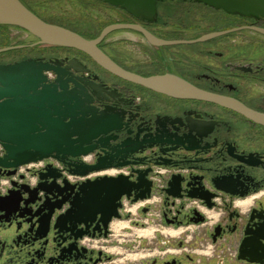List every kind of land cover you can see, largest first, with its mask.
<instances>
[{
	"label": "flooded vegetation",
	"instance_id": "obj_1",
	"mask_svg": "<svg viewBox=\"0 0 264 264\" xmlns=\"http://www.w3.org/2000/svg\"><path fill=\"white\" fill-rule=\"evenodd\" d=\"M169 2L210 8L194 0ZM157 5L153 21L111 7L131 19L116 23L139 25L162 41L176 43L156 46L137 31L118 30L101 41L100 49L130 73L174 76L264 115V34L256 30H264V18L210 8L221 14L208 21L206 32L196 35L201 29L198 21L159 20L162 10ZM122 31L136 37L115 42L124 49L130 45L129 51L133 47L142 49L140 54L145 59L133 52L126 56L124 50L117 55L104 51L102 46L109 36ZM223 31L228 33L199 41L206 34ZM239 33L245 38H232ZM36 42L24 48L40 47ZM67 50L70 53L63 56L9 62L59 60L63 66L75 62L73 67L78 72L74 75L84 84L94 81L96 85L99 100H94L91 109L100 111L104 119L115 120L118 128L100 136L99 143L93 141L78 149L82 154L76 157L55 154L30 163L36 167L19 166L11 176H7L9 170L0 167V264H110V246L122 249L117 254L125 256L144 254L132 264H185L194 257L189 252L182 254V250L198 234L209 240L210 246H201L203 249L222 252L217 264H264V126L216 103L177 99L127 82L109 74L85 54ZM95 165L98 169L89 171ZM46 170L55 177L51 186L52 180L40 179ZM118 176L135 184L129 187V195L111 201L113 192L104 190L100 195V187L84 189L83 195L77 193V188L88 181ZM177 178L179 195H169L167 190ZM56 184L60 185L57 191L53 188ZM40 185L49 193L40 192V201L33 196L35 204L26 206L22 201L17 205L6 199L10 191ZM204 192L211 194V206L198 197ZM42 204L47 210L60 209L50 220L45 211L33 216ZM73 206L76 211L71 210ZM118 223L127 226L116 234L112 226ZM146 230H152L153 236L137 235ZM172 232L179 234L170 235ZM255 234L263 238L252 242L250 249L242 247ZM172 236L179 239L175 245L170 244ZM181 236L187 240H181ZM176 247L181 250H174ZM191 252L200 255L206 251Z\"/></svg>",
	"mask_w": 264,
	"mask_h": 264
},
{
	"label": "water",
	"instance_id": "obj_2",
	"mask_svg": "<svg viewBox=\"0 0 264 264\" xmlns=\"http://www.w3.org/2000/svg\"><path fill=\"white\" fill-rule=\"evenodd\" d=\"M113 7L121 8L133 17L146 21H153L157 16L156 5L164 0H99ZM185 1V0H181ZM216 10H222L230 15L249 18H264V0H194ZM0 25L18 28L34 37L39 46H52L76 50L89 57L96 65L109 74L130 83L138 84L157 93L177 99H191L216 103L232 109L264 126V115L257 114L245 108L238 101L209 93L174 76L141 77L130 73L112 61L99 47L101 41L110 33L118 30H134L142 34L146 40L156 46L170 45L176 42L162 41L139 25L116 23L104 27L94 39H86L80 34L65 27L45 22L20 0H0ZM264 34V30L256 29ZM228 31L209 33L202 36L199 41H206L222 36ZM21 46L20 48H24ZM32 47V46H30ZM15 47H8L1 52L11 51ZM69 62L66 66L59 60L44 61L42 59L24 60L12 64H0V167L6 170L7 176L14 175L15 169L32 162L47 159L55 154H65L76 157L82 153L77 150L88 146L93 141L99 143L100 136L116 131V121L112 118L100 117V111L94 112L92 103L99 100L96 94L94 81L83 83L82 78L74 75L78 72ZM98 81V77L95 78ZM89 171L98 169V166L89 167ZM43 174L42 181L52 180L55 177ZM142 177L139 180L142 181ZM173 187L168 189L169 195H179V182L174 180ZM67 185V183H64ZM127 177L100 178L88 181L83 187L77 188V193L82 194L84 189L99 188L100 195L104 190L113 192L111 201L117 200L123 194L130 193L129 187L133 186ZM140 184H137L138 186ZM15 187L16 184L14 185ZM60 187L56 184V191ZM66 187H61L64 190ZM23 191V192H22ZM49 193L46 188L37 186L29 189L23 186L20 191H10L6 199L13 204H35L40 201L39 193ZM24 194L28 199H23ZM36 197V201L31 200ZM196 197L197 194H191ZM142 198L145 196H141ZM206 200L209 206L211 194L204 192L198 195ZM34 201V202H33ZM60 209L54 207L47 210L45 204L33 216H38L39 211L49 220ZM76 211V207L71 208ZM115 217H118L116 214ZM242 247L250 249L252 242L261 240L263 236L254 235Z\"/></svg>",
	"mask_w": 264,
	"mask_h": 264
},
{
	"label": "rangeland",
	"instance_id": "obj_3",
	"mask_svg": "<svg viewBox=\"0 0 264 264\" xmlns=\"http://www.w3.org/2000/svg\"><path fill=\"white\" fill-rule=\"evenodd\" d=\"M26 5H28L37 15H39L42 19L51 24L64 26L76 33L81 34L85 38L93 39L100 34V31L107 26L108 24L116 23V22H128L131 19L124 15L121 11L119 12L117 9H114L110 5L97 1V0H23ZM171 0H165L158 3V8L161 9V17L159 20L163 21H174V20H190V21H198L196 22L201 26V29L196 32V35H200L206 32V28L209 25L208 21H213L215 19V15L221 14L217 11H214L210 8H205L203 6H199L196 4H186V3H178V2H169ZM167 11V12H166ZM189 15V16H188ZM191 16V17H190ZM136 35L131 32H117L109 36V38L103 43L104 51L108 53L114 54H122L123 51L126 56H129L130 52H133V55L145 59L143 55L140 53L143 52L142 49L132 48L130 50V45H127L125 49L121 46L120 43H116V40H121L122 38L125 40L133 39ZM244 37L241 33L235 34L234 37ZM37 40L32 37L27 32L20 30L18 28H14L11 26H0V49L4 47H13V46H21V45H30ZM126 45V44H124ZM48 46H40L37 48H17L11 50L7 53L0 54V63H6L9 61L32 58V57H54V56H63L70 53L69 50H65L60 47H52ZM129 51V52H128ZM147 51H145L146 53ZM72 53V52H71ZM114 225L112 226V228ZM114 232L118 234V232L113 228ZM171 237V236H170ZM176 236H172L169 239L170 244H176L178 242V238H174ZM128 238V237H127ZM181 240H187V237L181 236ZM156 241V239H153ZM208 238L198 234L197 237H193L191 241H189L187 247L185 246L184 250H182V254L189 252V254L194 257V261L187 262L185 264H217V257L222 256V252H212V250L203 249L201 246H210ZM114 244L115 240H114ZM186 245V244H185ZM114 246H110L108 253L112 258V262L110 264H118L117 260H121L119 264H132V261H139V258L144 257V254L139 255H131L127 254H117L123 252L120 248H113ZM201 247V248H200ZM204 250L206 252L197 255L191 251L194 250ZM129 250V249H127ZM179 251L178 247L174 249ZM218 251V250H216ZM131 252V251H128ZM116 253V254H112ZM137 253V252H135ZM216 259V260H215ZM114 261V262H113Z\"/></svg>",
	"mask_w": 264,
	"mask_h": 264
},
{
	"label": "bare ground",
	"instance_id": "obj_4",
	"mask_svg": "<svg viewBox=\"0 0 264 264\" xmlns=\"http://www.w3.org/2000/svg\"><path fill=\"white\" fill-rule=\"evenodd\" d=\"M125 226H127L126 223H118V224H115L113 228L116 231H119V229H121V228H123ZM152 232H153L152 230L138 231L137 235H139L141 237H145V238H147V237L150 238L151 236H153ZM178 234H179V232H172L170 235H178Z\"/></svg>",
	"mask_w": 264,
	"mask_h": 264
},
{
	"label": "trees",
	"instance_id": "obj_5",
	"mask_svg": "<svg viewBox=\"0 0 264 264\" xmlns=\"http://www.w3.org/2000/svg\"><path fill=\"white\" fill-rule=\"evenodd\" d=\"M21 1V3L24 5V6H26L30 11H32L34 14H36L28 5H26V3L23 1V0H20ZM97 1H99V0H97ZM37 15V14H36ZM38 17H40L39 15H37ZM41 18V17H40ZM42 19V18H41ZM42 20H44V19H42ZM45 21V20H44ZM45 22H47V21H45ZM48 23H50V22H48ZM0 26H2V25H0ZM62 27H64V26H62ZM66 28V27H65ZM68 29V28H67ZM79 34V33H78ZM81 35V34H80ZM82 36V35H81ZM84 37V36H83ZM97 37V36H96ZM95 37V38H96ZM85 38V37H84ZM86 39H89V38H86ZM94 39V38H93Z\"/></svg>",
	"mask_w": 264,
	"mask_h": 264
},
{
	"label": "built area",
	"instance_id": "obj_6",
	"mask_svg": "<svg viewBox=\"0 0 264 264\" xmlns=\"http://www.w3.org/2000/svg\"><path fill=\"white\" fill-rule=\"evenodd\" d=\"M25 167H28V168H30V167H36V165L35 164H30V165H27V166H25ZM24 167L23 168H21L20 170L21 171H24Z\"/></svg>",
	"mask_w": 264,
	"mask_h": 264
},
{
	"label": "crops",
	"instance_id": "obj_7",
	"mask_svg": "<svg viewBox=\"0 0 264 264\" xmlns=\"http://www.w3.org/2000/svg\"><path fill=\"white\" fill-rule=\"evenodd\" d=\"M8 64H10L11 62H7Z\"/></svg>",
	"mask_w": 264,
	"mask_h": 264
}]
</instances>
